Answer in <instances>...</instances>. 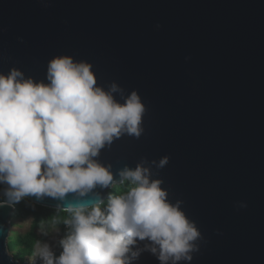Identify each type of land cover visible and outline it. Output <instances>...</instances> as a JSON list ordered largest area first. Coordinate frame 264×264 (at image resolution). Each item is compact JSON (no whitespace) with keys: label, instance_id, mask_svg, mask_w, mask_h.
Masks as SVG:
<instances>
[{"label":"water","instance_id":"obj_1","mask_svg":"<svg viewBox=\"0 0 264 264\" xmlns=\"http://www.w3.org/2000/svg\"><path fill=\"white\" fill-rule=\"evenodd\" d=\"M60 56L91 65L119 103L135 91L141 132L93 158L113 174L107 188L23 199L62 212L102 204L119 172L141 165L200 233L178 264H264V0H0V74L47 84ZM13 211L0 203V264H44L9 253ZM146 245L132 264H160Z\"/></svg>","mask_w":264,"mask_h":264},{"label":"clouds","instance_id":"obj_2","mask_svg":"<svg viewBox=\"0 0 264 264\" xmlns=\"http://www.w3.org/2000/svg\"><path fill=\"white\" fill-rule=\"evenodd\" d=\"M47 80L24 79L16 69L0 74V184L8 185L5 195L15 202L29 195L63 200L70 192L83 196L97 185L107 188L113 174L93 158L114 138L141 132L144 105L137 93L117 102L116 86H96L88 63L55 57ZM119 176L131 187L111 196L106 207L68 204L70 231L60 241V255L37 242L44 264H132L140 255L133 250L138 240L150 242L145 250L160 264L192 259L200 233L179 204L168 201L162 182L150 180L141 165L125 167Z\"/></svg>","mask_w":264,"mask_h":264},{"label":"trees","instance_id":"obj_3","mask_svg":"<svg viewBox=\"0 0 264 264\" xmlns=\"http://www.w3.org/2000/svg\"><path fill=\"white\" fill-rule=\"evenodd\" d=\"M130 187L131 184L126 181L121 185L114 186L108 191L107 198L101 204V207H106L111 196L126 193ZM5 191L6 189L0 184V203L6 202L9 204H15L11 217H19L21 219L31 217L32 219L29 230L25 234L18 236L15 239H10L7 242L8 251L14 260L23 263L27 258L33 256L34 247L37 242V236L35 233L37 229L42 227H55L65 230L67 234L70 231V226L66 223V221L71 218L69 212L45 209L36 206L25 199H23V203L11 201L5 195ZM60 253L56 257H58Z\"/></svg>","mask_w":264,"mask_h":264},{"label":"rangeland","instance_id":"obj_4","mask_svg":"<svg viewBox=\"0 0 264 264\" xmlns=\"http://www.w3.org/2000/svg\"><path fill=\"white\" fill-rule=\"evenodd\" d=\"M9 200L11 199L9 198ZM19 203H23V199H21ZM11 205L14 207L15 204ZM31 221V217H27L24 219H21L19 217H11L9 220L8 240L15 239L16 237L25 234L29 230ZM35 233L37 236V242H39L41 245L47 244L51 252L54 254V257H56L62 251L60 241L67 235V232L65 230L55 227H42L40 229H37ZM37 242L34 247L33 256L27 258L25 262H31L32 260L40 259V261L44 263L43 259L36 254Z\"/></svg>","mask_w":264,"mask_h":264}]
</instances>
